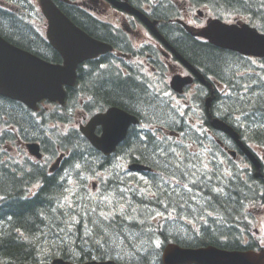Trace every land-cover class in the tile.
Listing matches in <instances>:
<instances>
[{"label": "trees", "instance_id": "obj_1", "mask_svg": "<svg viewBox=\"0 0 264 264\" xmlns=\"http://www.w3.org/2000/svg\"><path fill=\"white\" fill-rule=\"evenodd\" d=\"M192 1L199 5L210 4L219 14L232 12L246 15L252 24L264 30V0ZM78 13L82 21L77 18L75 20L79 24L94 36L111 42L105 35L110 33L106 24L90 17L84 11ZM167 16L166 11L159 8L157 17L166 21ZM0 24L16 39H21L20 42H16L18 45L34 51L38 49L46 52L52 50L47 42L44 44L39 38L35 40L36 42L30 41L29 27L14 22L11 16L2 13V11H0ZM164 33L181 53L194 64L203 67L206 72L225 78L231 76L237 69L236 59L239 56L233 52L200 42L179 26H174L170 33L164 30ZM43 53L42 55L46 57ZM48 57L46 58H53V55L49 54ZM103 59L106 60V58ZM83 77L84 72L81 70L80 78ZM92 79L94 80V78ZM90 81L93 83V94L99 102L124 107L139 115L141 113L149 119H162L170 124L177 122L175 128L170 127L171 130L189 131L190 133L185 134L186 139L192 136L194 143L199 146H204L207 141L208 137L204 131L198 132L194 129L193 124L189 123L187 118L182 119L178 116V119L168 105L158 101L152 93L143 85L135 82L133 78L119 75L107 81L94 80L93 82L91 79ZM233 94L234 98L226 97L225 99L217 93V101L225 102L222 105V102L216 101L211 109L212 113L221 116L229 123H237L241 128L239 130H242L248 142H259L264 145V86L256 92L250 91L245 96L240 95L239 92ZM3 113L11 117L29 135L39 134L38 125L27 112L22 111L18 103L0 96V118ZM235 113L239 115H235ZM24 137L27 138L25 135ZM84 142L87 144L88 156L84 157V153L78 157L76 154H72L71 157L65 159V165L72 166L73 162L78 160L85 165L87 163L92 165L93 161L98 162L96 165L99 169H104L111 163V157H103L97 151L98 157L90 158L89 154L94 149L88 142ZM130 143L131 146L135 145L133 148H138L144 160L151 163L157 160L160 153L162 154L156 148H160L162 143L156 142L154 136L143 141L131 133L125 141L124 149ZM178 147L186 152L188 144L179 142ZM215 147L217 148V146ZM188 161L191 162V160ZM192 162L193 178L196 184L203 183L204 189L200 198V196H183L185 192L180 191L182 188L179 187L178 196L172 197V199L173 201L178 200L177 207L180 212L187 213L194 209L203 211L208 207H217L231 219L234 217L233 213L240 209V204L245 199L255 197L259 193V189H264V180L255 178L254 173H251L249 169L243 170L239 174V170L233 165L230 169L221 170L220 168L217 171L216 168L212 169L211 161L198 162L195 155ZM3 166L0 167L1 260L35 264L62 257L76 263L93 259H113L120 264H161L163 248H157L152 243L159 236L166 241L173 237V241L189 247L213 244L227 249L242 248L237 242L232 244L230 241L220 240V235L231 230V227L228 228L224 225L219 230L217 228V231H210L209 227L202 228L205 235L199 237L190 228L183 231L182 228L174 227L172 230L174 235L167 234L165 231L156 233L154 232L155 226L147 222L146 230H150L145 233L142 229L144 226L139 219L141 212L143 215L146 211L143 204L144 198L130 201L129 206H135L136 210H139L137 218H133L131 215L130 224L126 222L122 213H117L109 218L102 216L101 212L99 214L96 210V205L98 207L99 204L96 203L94 197L90 198L89 202L86 201L88 205L83 201L80 206L65 210L55 200L56 194L62 189L60 188L61 183L58 182V175L45 176L42 172L43 186L34 197L26 198L24 187L31 183L35 177L32 178L33 175L30 174L26 181L25 178H18L16 174ZM216 167L219 166L216 165ZM184 168L181 167L180 162H177L180 179L186 177L187 172L183 170ZM218 172L220 173L218 174ZM111 183L112 185L109 186ZM120 183L118 178H113L108 186L105 185L104 189L108 193L113 190L114 197L119 198V203L123 205L125 200L121 196ZM197 198L202 200L196 201ZM168 201L171 202L170 198ZM157 202L161 203V208L164 206L167 208L166 203H169L161 200L153 201L155 205ZM93 218L99 219L98 223ZM130 238L135 240L132 241Z\"/></svg>", "mask_w": 264, "mask_h": 264}, {"label": "water", "instance_id": "obj_2", "mask_svg": "<svg viewBox=\"0 0 264 264\" xmlns=\"http://www.w3.org/2000/svg\"><path fill=\"white\" fill-rule=\"evenodd\" d=\"M41 4L45 15L49 19V37L54 47L64 58V65L50 64L31 53L15 47L0 37V93L21 99L33 107L42 98L59 99L63 102L66 93L64 84L73 85L75 83L76 68L79 63L111 49L109 44L90 38L87 33L58 9L52 0H41ZM118 6L138 14L155 34L171 47L157 30L155 24L151 23L141 12L134 9L127 2L119 3ZM187 28L193 32L189 26ZM197 34L208 38L211 43L224 49H230L245 55L264 56V34L259 33L255 28L248 25L239 27L214 19ZM173 51L192 69L202 82L211 86L178 51L174 48ZM190 82H192V77L175 76L172 85L175 89L181 91L182 87ZM213 98L211 96L207 100L208 109ZM209 115L212 126L226 132L235 139L256 167H259V159L243 143L239 133L222 119L212 117L210 113ZM137 122L138 119L135 116L121 109L112 108L108 113L94 117L91 123L87 127H83L82 130L95 146L105 154H110L126 138L130 125ZM98 124L104 127L102 137L95 135V127ZM37 147L36 145L30 146L34 153H38ZM142 168L143 166L138 164L132 166V169L135 170ZM164 257L166 264H264V254L226 251L214 247L184 248L175 244L169 245ZM53 263L73 264L61 258L55 259ZM88 264H111V262L92 261Z\"/></svg>", "mask_w": 264, "mask_h": 264}, {"label": "flooded vegetation", "instance_id": "obj_3", "mask_svg": "<svg viewBox=\"0 0 264 264\" xmlns=\"http://www.w3.org/2000/svg\"><path fill=\"white\" fill-rule=\"evenodd\" d=\"M55 2L57 3L58 7L61 10H63L72 20H74L78 24V26L86 30L88 33L91 32H89L87 29H85L84 26H82L75 20L76 18L77 19L81 18L78 13L79 11L84 10V12L90 15V17L92 18L95 17L94 19H96L97 21L106 24L109 27L110 33L108 35L105 33L103 34H105L106 37L109 38L112 43H115L113 40H116L119 48L120 46L122 47L123 45L130 43V41L132 43H138L140 41L141 29H139V27L142 28V26H145L143 22L133 14L128 12L125 13L124 11L118 9L108 0H55ZM131 2L134 5H136L141 11L147 13V15L152 18V20H156L158 22V25H160V28L163 31L165 30L168 33L172 31V28L174 27L171 26L173 22L172 18L167 16V20L165 21L157 17V12L159 11V8L162 9V5L165 2V0H131ZM202 6L206 10H209L210 4L206 3V4H202ZM111 10H115L117 13L120 12L122 13V15L119 16L118 18L116 17L117 20L115 21V23L111 22L110 20L104 21L103 19L108 15L109 11ZM0 11H2V13L8 14V16H11L14 22H18L29 27L30 41L36 42L35 40L39 38L43 41L44 44L47 42V34H46L47 20L44 17L43 12L40 8L39 0H0ZM122 34L125 35L126 38H129V40L124 39L122 37ZM0 35L15 44L16 42H20L21 40V39H16L13 35L10 34V32H8L5 28H3L1 24H0ZM53 52L58 55L56 51L53 50ZM120 53L124 54L125 52H120ZM158 53L162 54V57L163 56L165 57L164 61L162 57L160 58V61L164 62L167 65V67H169L171 62H174V64H176L180 68L179 71L180 73L182 74L189 73V71L185 68V66H183V64L178 59L175 60L173 58L175 55H173L171 51L160 50L158 51ZM246 58H252L257 61L264 62V59H260L256 57H246ZM58 61L55 62L58 63ZM146 63L148 66L155 69L158 64V61L154 54H149ZM158 86L160 87V83H158ZM192 86H196V88L200 86L198 79L195 80V83ZM171 95H172V100L182 99V95H179L177 93L172 92ZM0 138H1L0 144L6 141V139H4L3 134H0ZM156 148L158 149L159 152L162 151V154L160 153V155L157 156V160H154L152 164L154 166H157L158 168L165 169L163 175L158 176L153 173H149L148 171L140 173L141 175L136 174L138 175L137 176L138 179L141 180L140 183L143 186L147 187V189L149 190H156L158 187V185L155 184V182H152L151 180L147 181L148 178H152V177H156L157 180H164L165 183L168 184V186L170 187L175 185V184L169 185V183L172 182V178L167 177V171L170 172V175L175 174V171L177 169V162H178L176 150L170 147H165L162 149L158 147ZM45 161L46 160H43V164L45 163ZM47 168L49 169V167ZM47 168H45L44 170L45 176H48ZM41 173L42 170L39 169L38 174L40 175ZM130 174L131 173L127 170L125 174L127 180H129ZM125 187L127 191H129V186H125ZM160 189L161 188H159L157 192H159ZM252 238H253L252 236L249 237L248 239L249 244L252 243Z\"/></svg>", "mask_w": 264, "mask_h": 264}, {"label": "rangeland", "instance_id": "obj_4", "mask_svg": "<svg viewBox=\"0 0 264 264\" xmlns=\"http://www.w3.org/2000/svg\"><path fill=\"white\" fill-rule=\"evenodd\" d=\"M174 1L175 2H177V1H180L181 2L183 0H174ZM177 3H179V2H177ZM181 6L184 8V5H181ZM121 15H122L121 13H117L115 10H111V11H109L108 15L106 17H104V19L105 20H108V21L110 20L111 22H114L115 23V21L117 20V18L119 16H121ZM184 16H185L184 17V20L186 22H188L189 24L195 25V26H199L202 23H205L208 20V18L211 17V15L208 14V13H206V11H205V16L204 17H201V16L197 15V13L192 12V11L186 12ZM228 18L229 19H237V18H240V20H245L244 18L239 17L238 15L236 17L235 16H230ZM235 22H236V20H235ZM144 41H150L152 44H156L155 41L151 38V36L148 34V32L146 31V29L145 28H142V34H141L140 41L138 43H135V44L138 45L140 43H143ZM109 79H112V78H108L105 81H107ZM223 91H225V89ZM85 117H86V115L82 111H79V115L76 114V120L74 119L72 122H70L67 125H61V127L63 128V131H67L69 128H75V127L77 128L79 126V124L82 121L85 120L84 119ZM12 152L15 155H17L18 149L17 148H14L12 150ZM119 174H120V172H119ZM118 180H119V182L121 181V184L122 185H125V186H132L133 183H134V182H131L130 180H127V178L125 176L120 177L118 175ZM122 190H124V189H122ZM95 193H97V194L101 193V189L97 190ZM110 200H111V203H112V198H110ZM124 200H125V203L123 205L120 204V203H118V204H116L114 206V208L111 211H109L110 212L109 217L110 216H114L117 213H122L124 215V217H125L126 222L128 224H130V221L129 220H130L131 215H132V217L137 216L139 210H136V207L135 206H127V201L128 200L127 199H124ZM255 205L256 204L252 205L250 207V210L254 213V215H256V218L259 219L260 224L264 226V205H262V204L257 205V206H255ZM144 207L146 209V211H145L146 214H150L151 212H153L156 209V206L155 205H151V204H147ZM132 212H133V214H131ZM104 213H107V211L104 212ZM160 218H161L160 216L159 217H156L154 215H151V219L153 221H156L158 223L164 222L163 221L164 219L163 218L160 219ZM94 220L96 221V223H98V221H99V219H97V218H94ZM168 223L170 224V227H166V228L169 229V232H171L174 227L175 228H182L183 231H184V229H187V228H192V229L193 228H197V226L190 227L189 225H183V222L177 221V220H171V222H168ZM131 240L133 241L135 239L132 238Z\"/></svg>", "mask_w": 264, "mask_h": 264}, {"label": "bare ground", "instance_id": "obj_5", "mask_svg": "<svg viewBox=\"0 0 264 264\" xmlns=\"http://www.w3.org/2000/svg\"><path fill=\"white\" fill-rule=\"evenodd\" d=\"M151 205H153V204H151ZM156 206V205H155ZM93 220H94V218H93Z\"/></svg>", "mask_w": 264, "mask_h": 264}]
</instances>
